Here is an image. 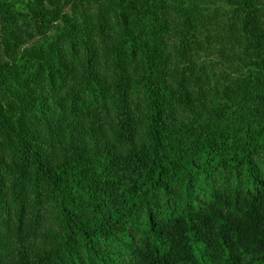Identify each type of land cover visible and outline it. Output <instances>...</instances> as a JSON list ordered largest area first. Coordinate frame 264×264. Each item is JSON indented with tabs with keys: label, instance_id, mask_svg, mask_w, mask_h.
<instances>
[{
	"label": "trees",
	"instance_id": "16d2710c",
	"mask_svg": "<svg viewBox=\"0 0 264 264\" xmlns=\"http://www.w3.org/2000/svg\"><path fill=\"white\" fill-rule=\"evenodd\" d=\"M0 264H264V0H0Z\"/></svg>",
	"mask_w": 264,
	"mask_h": 264
}]
</instances>
